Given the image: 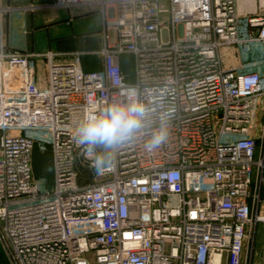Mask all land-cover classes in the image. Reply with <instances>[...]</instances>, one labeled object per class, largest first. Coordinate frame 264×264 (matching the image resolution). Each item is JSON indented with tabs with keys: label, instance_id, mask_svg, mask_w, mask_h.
Instances as JSON below:
<instances>
[{
	"label": "built area",
	"instance_id": "1",
	"mask_svg": "<svg viewBox=\"0 0 264 264\" xmlns=\"http://www.w3.org/2000/svg\"><path fill=\"white\" fill-rule=\"evenodd\" d=\"M54 7L102 14L104 47L91 53L103 68L85 71L84 52L7 48L0 8V243L11 264H264V252L255 261L264 224V55H246L254 46L264 53V0ZM235 57L240 65L227 67ZM127 84L168 89L171 139L156 154L139 141L126 145L115 169L100 174L73 129L86 101L116 99ZM37 150L51 153V180L35 173Z\"/></svg>",
	"mask_w": 264,
	"mask_h": 264
},
{
	"label": "clouds",
	"instance_id": "2",
	"mask_svg": "<svg viewBox=\"0 0 264 264\" xmlns=\"http://www.w3.org/2000/svg\"><path fill=\"white\" fill-rule=\"evenodd\" d=\"M167 90H141L127 84L121 86L116 99L85 102L73 141L95 172L115 169L121 148L133 142L139 141L147 154H156L169 144L175 108L165 106Z\"/></svg>",
	"mask_w": 264,
	"mask_h": 264
},
{
	"label": "crops",
	"instance_id": "3",
	"mask_svg": "<svg viewBox=\"0 0 264 264\" xmlns=\"http://www.w3.org/2000/svg\"><path fill=\"white\" fill-rule=\"evenodd\" d=\"M54 3L55 0H0V8L5 10L3 32L6 47L36 54L84 52L82 63L85 71L101 70L102 57L91 52L104 47L102 14L92 7L58 9ZM31 6L37 8L31 10ZM246 55L248 61H255L261 59L264 53L261 46H254ZM232 63L233 67L239 66L241 59H225L227 67ZM37 64L44 65L46 71L44 58L37 59ZM261 71L264 73V65ZM0 264H11L8 251L2 243Z\"/></svg>",
	"mask_w": 264,
	"mask_h": 264
},
{
	"label": "rangeland",
	"instance_id": "4",
	"mask_svg": "<svg viewBox=\"0 0 264 264\" xmlns=\"http://www.w3.org/2000/svg\"><path fill=\"white\" fill-rule=\"evenodd\" d=\"M114 37V33H112ZM166 37V35H165ZM38 65V64H37ZM231 65V66H230ZM228 65L229 67H233V63ZM37 74L39 78L40 86L44 87L46 82V71L44 70V65L37 66ZM51 157V153L42 155L38 150L35 153V173L37 177L46 178L47 180L52 179V174L50 173V165L49 158ZM264 252V224H259L256 233V242H255V261L258 262L262 259ZM259 264L261 262H258Z\"/></svg>",
	"mask_w": 264,
	"mask_h": 264
},
{
	"label": "trees",
	"instance_id": "5",
	"mask_svg": "<svg viewBox=\"0 0 264 264\" xmlns=\"http://www.w3.org/2000/svg\"><path fill=\"white\" fill-rule=\"evenodd\" d=\"M124 69H125V70H129V68L127 69V68H125V67H124ZM41 154H42V153H41ZM46 154H48V153H46ZM42 155H44V154H42ZM48 160H49V164H51V157H50ZM34 169H35V161H34Z\"/></svg>",
	"mask_w": 264,
	"mask_h": 264
}]
</instances>
